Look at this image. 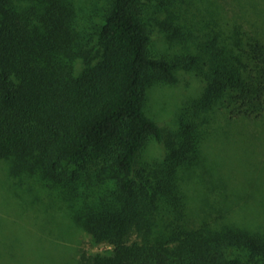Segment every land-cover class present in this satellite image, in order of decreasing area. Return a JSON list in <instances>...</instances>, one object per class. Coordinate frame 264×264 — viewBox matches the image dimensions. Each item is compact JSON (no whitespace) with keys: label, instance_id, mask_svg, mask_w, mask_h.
Masks as SVG:
<instances>
[{"label":"trees","instance_id":"obj_1","mask_svg":"<svg viewBox=\"0 0 264 264\" xmlns=\"http://www.w3.org/2000/svg\"><path fill=\"white\" fill-rule=\"evenodd\" d=\"M204 1L0 0V162L9 183L36 192L28 208L49 209L45 225L62 212L73 225L64 232L113 247L78 264H264V232L185 222L182 174L205 162L210 115L220 107L234 120L264 118V9L225 0L202 10ZM157 32L181 51L153 54ZM182 70L205 87L167 132L146 93L178 84ZM150 139L165 154L146 169ZM256 139L245 148L260 166ZM251 188L264 196V181Z\"/></svg>","mask_w":264,"mask_h":264},{"label":"rangeland","instance_id":"obj_2","mask_svg":"<svg viewBox=\"0 0 264 264\" xmlns=\"http://www.w3.org/2000/svg\"><path fill=\"white\" fill-rule=\"evenodd\" d=\"M211 2L220 5L225 0H205L198 4L199 8L203 10ZM255 2L259 9H264V0ZM230 11V7L223 10L228 27L236 21L231 15L234 11ZM194 12L199 26H205L198 14L200 12L197 9ZM181 47L157 32L151 50L155 55L175 54L181 51ZM179 75L181 81L178 84L154 85L146 93L148 114L167 132L178 130L181 110L205 87L204 82L191 72L182 70ZM210 118V126L204 127L209 133L203 144L205 162L195 172L182 174L186 226L196 228L209 224L213 228H221L229 225L264 232V196H255V189H250L256 180L264 181V154L258 159L260 166L252 165L254 160L245 148L251 140H257V135L264 139V118L234 120L220 107ZM260 147L256 144L255 148L260 151ZM164 154L163 146L150 139L142 152L140 167L150 169ZM9 178L7 164L0 162V264H78L82 253L108 254L113 249L108 243H97L84 230L76 228L74 238L70 232H64L72 229L73 225L62 212H52L50 224L45 225L49 209L36 213L27 206L36 192L28 194L16 184V179L9 183ZM40 195L45 196L43 193ZM177 223L182 224V221Z\"/></svg>","mask_w":264,"mask_h":264}]
</instances>
